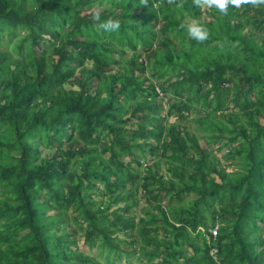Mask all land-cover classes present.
Wrapping results in <instances>:
<instances>
[{
    "label": "trees",
    "instance_id": "trees-1",
    "mask_svg": "<svg viewBox=\"0 0 264 264\" xmlns=\"http://www.w3.org/2000/svg\"><path fill=\"white\" fill-rule=\"evenodd\" d=\"M3 32L0 264H100L70 220L108 264H264V4L0 0Z\"/></svg>",
    "mask_w": 264,
    "mask_h": 264
},
{
    "label": "rangeland",
    "instance_id": "rangeland-1",
    "mask_svg": "<svg viewBox=\"0 0 264 264\" xmlns=\"http://www.w3.org/2000/svg\"><path fill=\"white\" fill-rule=\"evenodd\" d=\"M97 6H99V5H97ZM87 12H91V9L84 11V13H87ZM187 19H189V18H187ZM255 30H256L257 34L260 33L259 29H255ZM23 34H24V31L21 33V36ZM16 41H17V39L15 40V42L13 40H10L8 33L3 32L0 34V49L7 51L9 54H12L13 58L19 57V54L14 50V45H15ZM68 87H71V85H69ZM171 120L172 121L175 120V116H172ZM186 123H188L189 125L195 126V123H193L191 121H187ZM214 150H215L217 157L221 160L222 165H224L228 171L234 170L235 168H237V166H236L237 164H236L235 159L229 158L227 156L228 149H224L223 147H217L216 146L214 148ZM46 153L49 155H52V154H50L51 150H46ZM150 158L152 159V157H150ZM165 169H166V166H162V170H165ZM138 197H140L139 198L140 204L137 205V207H136L137 213H139L140 210H142L140 207H141L143 199H144L143 196H141L140 194ZM189 198H191V196L186 197V199H189ZM143 204H144V202H143ZM74 215H75V213L70 211V216H74ZM63 225L65 228L60 233H62L63 231H66V233L69 234L71 236V238H75L77 240V245L82 251H84L86 253L94 254L100 264H108L106 262L107 258L105 255H103V256L99 255L98 253L93 251L86 244L84 231L81 230L79 228V226H77V224L74 221L70 220V223H64ZM139 262L140 261L138 259H136V257L133 256V257L128 258V256L123 253L121 255V258L118 260L117 264H140Z\"/></svg>",
    "mask_w": 264,
    "mask_h": 264
},
{
    "label": "clouds",
    "instance_id": "clouds-1",
    "mask_svg": "<svg viewBox=\"0 0 264 264\" xmlns=\"http://www.w3.org/2000/svg\"><path fill=\"white\" fill-rule=\"evenodd\" d=\"M194 2L202 8H215L224 14L228 13L230 5L240 7L248 4H264V0H194ZM93 19L100 21L99 27L106 32H115L121 28L120 19L110 17L101 20V14L99 11L94 14ZM183 26L187 28L189 36L197 41H205L210 36L209 28L202 24L198 18L191 20V22H186Z\"/></svg>",
    "mask_w": 264,
    "mask_h": 264
},
{
    "label": "built area",
    "instance_id": "built-area-1",
    "mask_svg": "<svg viewBox=\"0 0 264 264\" xmlns=\"http://www.w3.org/2000/svg\"><path fill=\"white\" fill-rule=\"evenodd\" d=\"M162 95H163V93L161 92V96ZM212 231H213L214 235H217V233H218V227H213L212 228Z\"/></svg>",
    "mask_w": 264,
    "mask_h": 264
}]
</instances>
